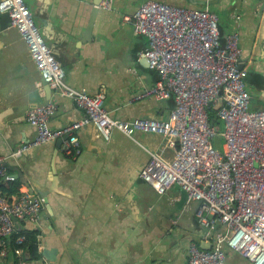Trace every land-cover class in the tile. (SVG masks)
<instances>
[{"label":"crops","instance_id":"1","mask_svg":"<svg viewBox=\"0 0 264 264\" xmlns=\"http://www.w3.org/2000/svg\"><path fill=\"white\" fill-rule=\"evenodd\" d=\"M142 1L112 0L110 9L93 15L90 34H84L93 0H25L65 71V82L103 93L105 107L116 118L163 119L174 103L150 95L135 98L159 78L143 54L146 37L125 19ZM160 1L207 7L219 15L222 34L239 31L250 108H264V0ZM1 14L0 153L15 176L5 183L41 195L45 204L37 221L18 225L36 233L40 256H30L21 246L0 256V264H187L189 243L201 238L197 203L186 202L177 185L159 194L139 176L148 150L161 148L160 134L136 131L130 137L115 129L105 140L93 123H86L76 131L82 149L76 159L63 153L59 138L12 155L35 136L26 120L29 108L54 102L51 127L82 118L84 110L44 81L25 40ZM225 262L253 264L232 250L226 251Z\"/></svg>","mask_w":264,"mask_h":264},{"label":"built area","instance_id":"2","mask_svg":"<svg viewBox=\"0 0 264 264\" xmlns=\"http://www.w3.org/2000/svg\"><path fill=\"white\" fill-rule=\"evenodd\" d=\"M97 6L110 9L112 0H101ZM4 12L9 26L25 40L44 81L84 110L82 118L51 127L50 116L57 110L54 102L29 108L26 120L35 127V136L12 155L66 135L61 149L76 159L82 151L76 131L86 123H93L105 140L115 129L130 137L136 131L160 134L163 144L159 150H148L149 159L139 176L159 194L177 185L186 202L197 203L200 241L212 245L205 249L199 241H191L187 264H226L227 250L253 264H264V108H250L247 71L239 66L243 49L237 29L222 34L219 15L207 7L142 1L125 19L146 37L143 54L159 78L135 98L150 95L174 103L163 119H122L110 115L103 93L65 82V71L25 0H0V14ZM239 19L234 16V21ZM4 160L0 153L2 257L22 249L26 236L18 225L37 221L45 204L36 193L3 190L5 182L15 179ZM13 244L17 246L12 249Z\"/></svg>","mask_w":264,"mask_h":264},{"label":"trees","instance_id":"3","mask_svg":"<svg viewBox=\"0 0 264 264\" xmlns=\"http://www.w3.org/2000/svg\"><path fill=\"white\" fill-rule=\"evenodd\" d=\"M3 190L8 194H12V193L18 194V193L23 192L22 186L16 183H4ZM25 236H26V240L21 244V246H23L27 250L30 256L35 257V258L39 257L40 253L38 252V249H37L36 233L34 231H31V232L25 233ZM15 246L17 245L13 244L12 249Z\"/></svg>","mask_w":264,"mask_h":264},{"label":"water","instance_id":"4","mask_svg":"<svg viewBox=\"0 0 264 264\" xmlns=\"http://www.w3.org/2000/svg\"><path fill=\"white\" fill-rule=\"evenodd\" d=\"M100 1H101V0H93V4H94V5H93V10H92V15H91V17H90V22H89L88 26L86 27V33L83 32L84 34H87V32L89 33V31H90V27L92 26V21H93V15H94L96 12H98L99 7L97 6V4H98ZM1 15H3V16L6 18V20L9 22V16H8V13H7V12L2 13ZM89 34H90V33H89ZM239 66L242 67V64L240 63ZM66 137H67V136L64 135V136L60 137V138L58 139V141H63ZM211 245H212L211 241H200V242H199V246L202 247V248H205V249H209V248L211 247ZM48 252H50V253H49L50 256L52 255L51 253H53V251H48ZM44 253H46V252L44 251Z\"/></svg>","mask_w":264,"mask_h":264},{"label":"rangeland","instance_id":"5","mask_svg":"<svg viewBox=\"0 0 264 264\" xmlns=\"http://www.w3.org/2000/svg\"><path fill=\"white\" fill-rule=\"evenodd\" d=\"M220 129H222L223 127H222V125H220V127H219Z\"/></svg>","mask_w":264,"mask_h":264}]
</instances>
